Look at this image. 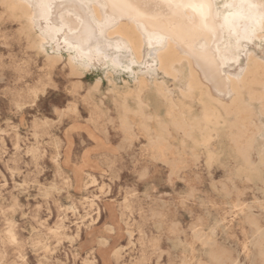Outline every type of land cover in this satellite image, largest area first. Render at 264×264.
Here are the masks:
<instances>
[{"label": "rangeland", "instance_id": "rangeland-1", "mask_svg": "<svg viewBox=\"0 0 264 264\" xmlns=\"http://www.w3.org/2000/svg\"><path fill=\"white\" fill-rule=\"evenodd\" d=\"M59 1L39 0L45 50L61 51L53 64L32 44L23 20L0 3V264H211L214 248L232 264H262L264 246L255 244L249 218L264 229V112L254 115L256 128L249 125L255 143L248 164L226 129L208 147L171 131L162 155L150 142L156 123L150 135L134 125L125 140L108 79L132 85L144 70L151 79V49L142 63L134 61L119 40L105 36L112 18L96 20L90 0H83L84 16L93 41L65 39L77 20L59 11ZM208 1L216 33L211 41L192 38L196 48L211 47L237 65L246 47H264L260 12L245 7L264 1ZM146 35L154 44L162 39ZM67 52L89 69L70 77ZM96 80L98 89L87 95Z\"/></svg>", "mask_w": 264, "mask_h": 264}, {"label": "bare ground", "instance_id": "bare-ground-1", "mask_svg": "<svg viewBox=\"0 0 264 264\" xmlns=\"http://www.w3.org/2000/svg\"><path fill=\"white\" fill-rule=\"evenodd\" d=\"M105 2L104 5H100L96 0L88 2V8L96 20L101 21L106 15L112 18L111 24L105 30V36L119 40L128 49L134 61L139 64L144 61L149 49L153 59L151 65L154 74L152 73L151 79L145 75V70L144 75L139 70L142 75L137 72L136 74L139 73V75L132 77V85H128L125 81L123 86L118 87L111 79H108L109 91L116 105V111L118 110L119 126L125 140L133 138L134 125L143 134L150 135L152 123H156L157 127L150 137V142L157 154L162 155L171 131L179 132L184 138L208 147L218 133L226 129L229 140L233 142L242 160L247 164L250 163L255 132L249 125L253 123L257 111L264 112V47L260 48L256 44L253 47H246L237 65L230 64L217 56L211 47L196 48L192 38L204 36L211 41L216 33L213 27L215 15L212 9L206 16H201L187 6L197 0H105ZM0 3L10 16L23 20L26 35L31 38L35 48L44 53L48 63L53 64L61 60V51L53 48V45L51 46L55 51L54 54H48L45 50V45L48 43L39 29L40 20L43 19L39 0H0ZM58 8L60 12L70 13L77 20L76 29L73 32L65 30L63 37L72 39L82 46L91 43L94 38L84 16L85 1L60 0ZM222 14L219 13V15ZM260 27L261 36L258 38L264 43V23ZM152 31L162 35V39L157 40L156 44L151 35H146V32ZM256 48L260 51L259 55L255 52ZM65 63L72 73L70 77L73 74L82 75L89 69V66L80 62L69 52H67ZM111 73V71L105 72L106 75ZM167 81L171 82V87ZM98 87L99 80H96L88 88L87 95H91ZM195 107H198V112L194 111ZM162 108L164 117L160 115ZM99 109V106L94 107L97 112ZM253 125L256 128V124L253 123ZM261 135L264 157V132ZM249 222L256 229L255 244L262 249L264 229H261L252 217L249 218ZM261 254L262 264H264V251H261ZM209 259L211 264H226L227 260L233 263L226 252L218 248L211 251Z\"/></svg>", "mask_w": 264, "mask_h": 264}, {"label": "snow or ice", "instance_id": "snow-or-ice-1", "mask_svg": "<svg viewBox=\"0 0 264 264\" xmlns=\"http://www.w3.org/2000/svg\"><path fill=\"white\" fill-rule=\"evenodd\" d=\"M188 7L193 8L195 12H198L201 16H206L211 9V4L207 0H197L195 3L187 5ZM245 7L250 9H258L260 12L259 20L264 23V2L260 4L249 3Z\"/></svg>", "mask_w": 264, "mask_h": 264}]
</instances>
